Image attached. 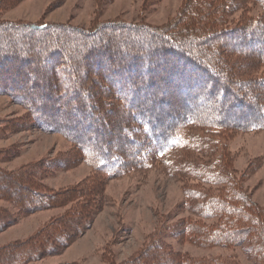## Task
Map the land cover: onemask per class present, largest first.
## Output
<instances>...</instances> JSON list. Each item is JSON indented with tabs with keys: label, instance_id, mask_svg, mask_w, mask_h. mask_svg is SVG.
<instances>
[{
	"label": "trees",
	"instance_id": "obj_1",
	"mask_svg": "<svg viewBox=\"0 0 264 264\" xmlns=\"http://www.w3.org/2000/svg\"><path fill=\"white\" fill-rule=\"evenodd\" d=\"M20 1L0 0V8ZM237 11L242 16L232 25ZM172 17L161 26L113 20L87 29L0 20V94L25 107L33 126L68 138L79 151L71 163H86L104 179L47 192L43 174L60 169L51 160L0 169V192L23 190L10 199L0 193L20 215L66 207L31 238L0 249V264L60 255L90 228L103 182L155 166L178 176L187 216L155 230L122 264H240L234 256L178 254L166 242L171 237L200 248H240L253 264H264V207L229 168L224 144L228 131L264 128V90L255 88L264 87V0H183ZM100 79L111 87L103 104L122 103L117 129L91 131L106 112ZM154 86L167 97L156 104ZM13 222L0 210V232Z\"/></svg>",
	"mask_w": 264,
	"mask_h": 264
},
{
	"label": "rangeland",
	"instance_id": "obj_2",
	"mask_svg": "<svg viewBox=\"0 0 264 264\" xmlns=\"http://www.w3.org/2000/svg\"><path fill=\"white\" fill-rule=\"evenodd\" d=\"M182 2L183 0H22L6 9L0 8V20L69 24L80 29L91 27L94 21L100 23L113 20L132 23L144 21L161 26L173 18ZM247 9L249 13H257L250 10V7ZM241 16L242 11L232 15L229 19L232 25H235ZM223 60L226 63L228 61ZM221 67L223 68V65ZM27 69L26 72L29 71ZM22 71L24 72L23 69ZM19 72L21 73L20 69ZM12 74L8 73L4 77L9 78ZM100 80L102 88L97 91L99 95L105 96L100 97V106L103 112L107 113L101 116L99 114L100 122H97L91 131L100 128L98 126L109 128L108 124L117 129V123L122 125L121 119L119 120L122 103L117 99H109L114 104H110L111 109L103 104L102 101L109 98L107 95L111 91H108L110 84L104 83V79ZM255 88L264 90V87ZM151 89L155 95L152 103L156 104L159 97L167 98L160 94L161 90H165L163 86L160 91L154 90L155 86ZM248 89L252 90L251 87ZM213 103L211 99L209 105ZM76 121L77 119L74 122ZM77 127L83 128L81 124ZM115 134H118L117 131ZM108 136L114 135L110 133ZM225 137L227 138L224 144L230 157L229 168L236 179L244 180V189L251 200L264 207V128L254 132L228 131ZM0 152L10 156L13 154L11 158L0 156V169L7 173L50 160L59 164L60 169L56 168L43 174L41 183L47 188V192L82 190L79 186L87 180H104L86 163H71L75 160L73 158L79 156V151H76L71 141L61 134L46 133L33 126L27 109L5 94H0ZM179 158L184 159V155H179ZM65 161L69 163L65 165ZM178 179L169 169L155 166L142 171L130 170L103 182L97 191L101 194L99 205L96 206L99 210L94 215L90 228L60 255L47 256L27 264H122L130 261L136 252L143 250L155 230L187 216L184 211L181 212L184 198ZM0 193L10 199L18 193H23V190L13 188L12 192ZM0 210L7 211L14 219L13 225L0 232L2 249L9 244L31 238L51 217L62 215L66 207H50L20 215L11 201L0 199ZM166 242L178 254L194 258L234 256L240 264H253L240 248H200L181 243L172 237L167 238Z\"/></svg>",
	"mask_w": 264,
	"mask_h": 264
}]
</instances>
